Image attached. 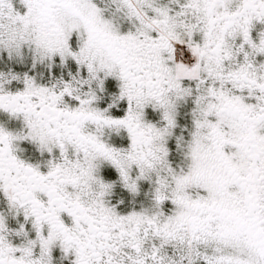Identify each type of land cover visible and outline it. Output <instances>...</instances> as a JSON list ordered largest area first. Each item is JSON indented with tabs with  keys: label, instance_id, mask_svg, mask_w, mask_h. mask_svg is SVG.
<instances>
[{
	"label": "snow or ice",
	"instance_id": "snow-or-ice-1",
	"mask_svg": "<svg viewBox=\"0 0 264 264\" xmlns=\"http://www.w3.org/2000/svg\"><path fill=\"white\" fill-rule=\"evenodd\" d=\"M0 114V264H264V0H0Z\"/></svg>",
	"mask_w": 264,
	"mask_h": 264
},
{
	"label": "flooded vegetation",
	"instance_id": "flooded-vegetation-1",
	"mask_svg": "<svg viewBox=\"0 0 264 264\" xmlns=\"http://www.w3.org/2000/svg\"><path fill=\"white\" fill-rule=\"evenodd\" d=\"M6 120V116L4 114H0V124L4 123ZM9 124H11V121H8Z\"/></svg>",
	"mask_w": 264,
	"mask_h": 264
}]
</instances>
